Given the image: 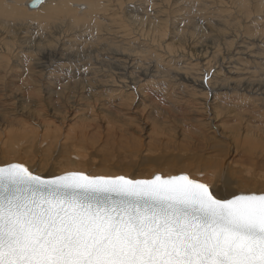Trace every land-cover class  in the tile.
I'll use <instances>...</instances> for the list:
<instances>
[{
	"label": "rangeland",
	"instance_id": "obj_1",
	"mask_svg": "<svg viewBox=\"0 0 264 264\" xmlns=\"http://www.w3.org/2000/svg\"><path fill=\"white\" fill-rule=\"evenodd\" d=\"M47 1L0 0V165L82 172L63 149L87 174L187 173L215 191L227 149L264 139V0ZM244 171L224 197L264 193V168Z\"/></svg>",
	"mask_w": 264,
	"mask_h": 264
},
{
	"label": "snow or ice",
	"instance_id": "obj_2",
	"mask_svg": "<svg viewBox=\"0 0 264 264\" xmlns=\"http://www.w3.org/2000/svg\"><path fill=\"white\" fill-rule=\"evenodd\" d=\"M43 3V0H40ZM0 264H264V193L0 165Z\"/></svg>",
	"mask_w": 264,
	"mask_h": 264
},
{
	"label": "bare ground",
	"instance_id": "obj_3",
	"mask_svg": "<svg viewBox=\"0 0 264 264\" xmlns=\"http://www.w3.org/2000/svg\"><path fill=\"white\" fill-rule=\"evenodd\" d=\"M34 0H26V2H27V6H28V8H29V10L30 11H34L35 9H38L39 10V8L41 9L42 7H44V5H46V3L48 2L47 0H43V3H39L38 4V6H36L35 8H31V6H30V3H32ZM25 3V2H24ZM27 6H25V7H27ZM97 7V6H96ZM92 9H93V7H92ZM37 11V10H36ZM23 15V14H22ZM25 16V15H24ZM52 17V16H51ZM229 66V65H228ZM231 67V66H230ZM233 71V70H232ZM207 74H209L210 75V71H208V72H206ZM226 77V76H225ZM226 81V80H225ZM253 85V84H252ZM206 88V87H205ZM223 88V87H222ZM216 100V99H215ZM41 119V118H40ZM71 119L73 120H75V117H71ZM26 124V123H25ZM48 124V123H47ZM107 124V123H106ZM50 125V124H49ZM14 128V127H13ZM12 128V129H13ZM114 129V128H113ZM256 129V128H255ZM224 131V130H223ZM260 131V130H259ZM262 131V130H261ZM73 132H75V131H73ZM263 133V132H262ZM96 134V133H95ZM139 134V133H138ZM220 134V133H219ZM112 135V134H111ZM113 136V135H112ZM80 137L82 138V139H84V135L83 134H81L80 135ZM75 138V137H74ZM97 138V137H96ZM205 138V137H204ZM34 139V138H33ZM98 139V138H97ZM109 139V138H108ZM124 139V138H123ZM95 140V139H94ZM100 140V139H99ZM125 140V139H124ZM127 140H128V138H127ZM251 140V139H250ZM250 140L248 141V143H247V145L246 146H244V147H246V148H243V150H240V151H238V149H233V148H228L227 149V152H225L224 154H225V156L222 158V159H220L219 161H218V163L220 164V166H221V170H220V172L222 171L223 172V174H224V176H225V178H224V182L222 183L223 185H222V187H218V189L216 190V188H214L215 189V191H213V192H215L216 194H217V196H222V197H224L223 195V192L225 193V192H227V190L230 188V186H229V184H232V183H237V184H239L241 181H239V176H240V174L242 173V172H245L244 171V169H246V167L247 166H250V165H252V166H254L255 164L259 167V168H264V139L263 138H260V140H256V141H251L250 142ZM255 140V139H254ZM78 141V140H77ZM105 141H107V140H105ZM104 141V142H105ZM114 141V140H113ZM130 141V140H129ZM219 141H221V140H219ZM122 142H124V141H122ZM250 142V143H249ZM101 143V142H100ZM107 143H109V142H107ZM112 143V142H111ZM206 143H207V141H206ZM80 144V143H79ZM106 144V143H105ZM158 144V143H157ZM120 145V144H119ZM131 145V144H130ZM208 145V144H207ZM213 145V144H212ZM210 146V145H209ZM72 147V146H71ZM105 147V146H104ZM112 147V146H111ZM117 147V146H116ZM230 147V146H229ZM129 148H131V147H129ZM208 148V147H207ZM213 147H211V149L210 150H212V151H210V152H214V149H212ZM46 149H47V147H46ZM128 149V148H127ZM202 149H203V147H202ZM205 149V148H204ZM140 150V149H139ZM175 150V149H174ZM196 150V149H195ZM198 150V149H197ZM197 150H196V153H194V154H192V155H190L189 157H187V159H188V161H190V160H206L207 159V157H208V159H209V155L210 154H208V153H206V152H202L201 153V155L200 154H198L197 153ZM200 150V149H199ZM208 150V149H207ZM218 150V149H217ZM22 151V150H21ZM20 151V152H21ZM60 151V150H59ZM126 151V150H125ZM133 151V150H132ZM155 151V150H154ZM209 151V150H208ZM222 151V150H221ZM129 152V151H128ZM134 152V151H133ZM99 153V152H98ZM122 153V152H121ZM141 153H142V151H141ZM192 153V152H191ZM215 153H217V152H215ZM221 153V152H220ZM14 154V153H13ZM65 153L63 152V149L61 150V153H59L58 154V160H59V156H62V158L59 160V164L58 165H60V166H63L62 168H66L67 170H70V169H73V170H77V171H79V170H81L82 172H86L85 171V169H84V167L85 166H83V164H85V163H82V162H80V161H78L77 159H75V160H73L71 157H69V158H66V156L64 155ZM139 154V153H138ZM214 153H212V155H213ZM15 155H16V153H15ZM18 155V154H17ZM105 155V154H104ZM141 155V154H140ZM25 156V155H24ZM110 156V155H109ZM222 156V155H221ZM254 156H258L257 158L256 157H254ZM108 157V156H107ZM144 157V156H143ZM211 157V156H210ZM81 158V157H80ZM255 158H256V160H255ZM120 159V158H119ZM175 159V158H174ZM177 159V158H176ZM14 160V159H13ZM77 160V161H76ZM214 160V159H213ZM217 160V159H216ZM132 161V160H131ZM151 162L150 163H152L154 166L156 165V166H168L169 168H177V162L175 161V160H173V159H166V158H164V157H161V158H153L152 160H150ZM255 161V162H254ZM144 162H146L145 160H144ZM183 162V161H182ZM89 164V163H88ZM120 164V163H119ZM132 164V163H131ZM151 164V165H152ZM179 164V163H178ZM184 164V163H183ZM186 164V163H185ZM195 164V163H194ZM48 165V164H47ZM90 165V164H89ZM190 165V164H189ZM218 165V164H217ZM42 166V165H41ZM181 166V165H180ZM183 166V165H182ZM198 166V165H197ZM88 167V166H87ZM167 167V168H168ZM185 167V166H184ZM212 167H214V170H212V171H209L208 172V176L209 177H212V179H213V176H216L217 177V175H218V177L220 176V174H218V171H217V174H216V172H215V169L217 168V166L215 165V166H212ZM245 167V168H244ZM178 168H179V166H178ZM88 169V168H87ZM94 169V168H93ZM103 169V168H102ZM204 169V168H203ZM170 170V169H169ZM94 171V170H93ZM104 171H108L107 170V168H105L104 169ZM104 171L102 172V173H104ZM88 172V171H87ZM96 172V171H95ZM110 172V171H109ZM248 172V171H247ZM98 173V172H97ZM102 173H100L101 175H102ZM111 173V172H110ZM231 173V174H230ZM105 174H109L108 172H105ZM104 174V175H105ZM245 174V173H244ZM91 175V174H90ZM95 175V174H94ZM207 175V174H206ZM205 175V176H206ZM250 175V174H249ZM114 176V175H113ZM193 176V175H192ZM215 178V177H214ZM250 179V178H249ZM210 179H208V181H209ZM215 182H218L217 180L215 181ZM225 183V184H224ZM217 184V183H216ZM215 184V185H216ZM252 185V186H254V184H256L255 183V181L254 182H249V181H246L245 180V185ZM261 184V183H260ZM214 186V185H213ZM248 187V186H247ZM213 189V190H214ZM248 189V188H247ZM228 193V192H227ZM223 194V195H222Z\"/></svg>",
	"mask_w": 264,
	"mask_h": 264
},
{
	"label": "water",
	"instance_id": "obj_4",
	"mask_svg": "<svg viewBox=\"0 0 264 264\" xmlns=\"http://www.w3.org/2000/svg\"><path fill=\"white\" fill-rule=\"evenodd\" d=\"M39 3H41L40 2V0H34L32 3H30V6H31V8H35L36 6H38V4ZM157 174H159V173H157ZM179 174H182V173H179ZM183 174H187V173H183ZM162 175V174H161ZM178 175V174H177ZM188 175V174H187ZM190 176V175H189ZM190 178H192V177H190ZM194 179V178H193ZM202 182V181H201ZM257 194H259V193H257Z\"/></svg>",
	"mask_w": 264,
	"mask_h": 264
}]
</instances>
